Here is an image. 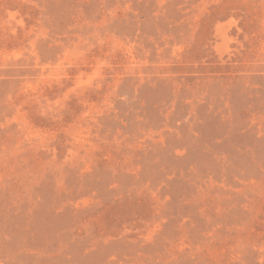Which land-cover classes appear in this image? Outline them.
I'll return each instance as SVG.
<instances>
[{"label":"rangeland","instance_id":"rangeland-1","mask_svg":"<svg viewBox=\"0 0 264 264\" xmlns=\"http://www.w3.org/2000/svg\"><path fill=\"white\" fill-rule=\"evenodd\" d=\"M0 264H264V0H0Z\"/></svg>","mask_w":264,"mask_h":264}]
</instances>
